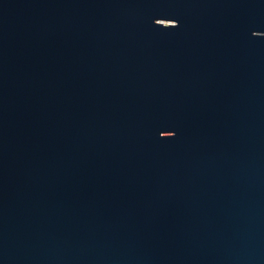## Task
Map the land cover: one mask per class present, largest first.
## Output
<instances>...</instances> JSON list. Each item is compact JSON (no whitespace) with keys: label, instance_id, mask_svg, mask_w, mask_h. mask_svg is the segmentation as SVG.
<instances>
[{"label":"water","instance_id":"1","mask_svg":"<svg viewBox=\"0 0 264 264\" xmlns=\"http://www.w3.org/2000/svg\"><path fill=\"white\" fill-rule=\"evenodd\" d=\"M0 264H264V0H0Z\"/></svg>","mask_w":264,"mask_h":264}]
</instances>
